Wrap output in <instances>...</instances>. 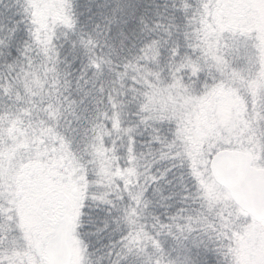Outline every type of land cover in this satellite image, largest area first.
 <instances>
[{
	"label": "snow or ice",
	"instance_id": "1",
	"mask_svg": "<svg viewBox=\"0 0 264 264\" xmlns=\"http://www.w3.org/2000/svg\"><path fill=\"white\" fill-rule=\"evenodd\" d=\"M0 264H264V0H0Z\"/></svg>",
	"mask_w": 264,
	"mask_h": 264
}]
</instances>
